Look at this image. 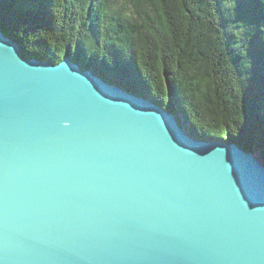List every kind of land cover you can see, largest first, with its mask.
<instances>
[{"label":"water","instance_id":"1","mask_svg":"<svg viewBox=\"0 0 264 264\" xmlns=\"http://www.w3.org/2000/svg\"><path fill=\"white\" fill-rule=\"evenodd\" d=\"M0 30V264H264V160Z\"/></svg>","mask_w":264,"mask_h":264},{"label":"trees","instance_id":"2","mask_svg":"<svg viewBox=\"0 0 264 264\" xmlns=\"http://www.w3.org/2000/svg\"><path fill=\"white\" fill-rule=\"evenodd\" d=\"M0 30L264 160V0H0Z\"/></svg>","mask_w":264,"mask_h":264},{"label":"rangeland","instance_id":"3","mask_svg":"<svg viewBox=\"0 0 264 264\" xmlns=\"http://www.w3.org/2000/svg\"><path fill=\"white\" fill-rule=\"evenodd\" d=\"M29 57V56H28Z\"/></svg>","mask_w":264,"mask_h":264}]
</instances>
